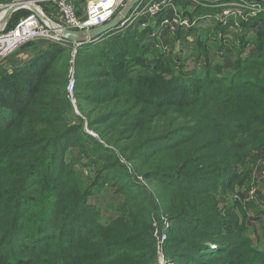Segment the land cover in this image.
I'll return each instance as SVG.
<instances>
[{
  "label": "trees",
  "instance_id": "trees-1",
  "mask_svg": "<svg viewBox=\"0 0 264 264\" xmlns=\"http://www.w3.org/2000/svg\"><path fill=\"white\" fill-rule=\"evenodd\" d=\"M166 15L143 16L76 49L79 108L92 104L86 111L92 115L98 102L112 103L109 114L90 121L108 145L98 144L100 151L129 161L137 185L138 176L159 185V194L139 187L148 203L120 209L106 225L89 220L91 190L63 179L74 173L62 166L76 131L66 117L72 42L29 43L22 48L31 49L27 61L0 68V264H159L154 196L173 219L163 251L174 264H264V256L248 252L249 240L228 223L221 206L227 194L242 196L255 164L264 161V85L246 76L260 62L245 59L244 67L235 66L239 78L228 82L177 74L166 59L141 51L154 44ZM263 15L242 25L258 27ZM95 76L106 79L99 88L109 93L82 92L99 89L89 84ZM57 158L61 162L53 164ZM40 172L54 173L57 183L34 180ZM137 234L147 239L143 248L131 244Z\"/></svg>",
  "mask_w": 264,
  "mask_h": 264
},
{
  "label": "rangeland",
  "instance_id": "rangeland-1",
  "mask_svg": "<svg viewBox=\"0 0 264 264\" xmlns=\"http://www.w3.org/2000/svg\"><path fill=\"white\" fill-rule=\"evenodd\" d=\"M15 1V0H13ZM11 1V2H13ZM73 4L77 8V13L83 16L85 13L86 6L89 1L92 0H72ZM233 0H173L174 6L176 7V14L181 19H187L190 22L189 26L178 27L176 31L171 32L168 30L159 34L160 42L158 37L156 41L146 48L141 49L146 56L158 55L168 62L174 68L175 73H181L186 78H192L194 80L202 79L207 76L219 78L228 82L233 78L238 79V71L235 66L244 67L248 64L245 59L253 57L260 62L258 66L251 67L247 71L246 76H250L252 80H256L264 85V15L261 17V23L258 27L252 26L251 30L247 26H243L246 20L241 18L239 28H231L222 26L217 17L223 10L224 4H228ZM11 2L0 3V5H7ZM253 3H259L261 6V12L264 13V0H247L248 5ZM40 6V9L44 14L48 15L52 22L61 24L58 13L53 9L54 5L49 2L36 3ZM52 4V5H51ZM235 8V7H234ZM29 8L19 9L17 14H25V10ZM250 12V9H246L245 13ZM167 16H172V10L168 9L165 11ZM258 14V15H259ZM21 16V15H20ZM150 18L148 14L144 15ZM23 17V16H22ZM143 17V16H142ZM141 18V17H140ZM138 21V20H136ZM147 23V21H142ZM141 22V23H142ZM246 24V23H245ZM244 24V25H245ZM131 25V24H129ZM129 25H125L129 26ZM243 26V27H242ZM123 27V30L125 28ZM164 33V34H163ZM260 39L256 40L257 35ZM133 41H131L132 43ZM131 46V45H130ZM98 45L96 46V48ZM31 56V49H20L15 54L10 56L8 59L0 64V68H12L13 65L18 62L27 61ZM70 66L69 73L72 69L75 70L74 59L76 52L73 53V49L70 50ZM89 61V60H87ZM88 65V64H87ZM249 66H253L249 64ZM85 70L84 67L80 70ZM139 67L136 66L132 71L137 72ZM237 75V77H236ZM245 76V74H244ZM89 84H93L91 88H99V84L106 82L103 77L95 76L89 79ZM83 93L89 94L91 97L101 96L110 92L106 86L101 87L97 90H82ZM109 96H106V99ZM71 106L70 111L66 114L69 120V125L73 126L76 131L72 133L73 146L67 149L63 156L62 166L65 169L73 167L74 173L70 177H63L68 184L75 183L80 189L91 190V195L88 197L87 206L92 209L90 212L89 220H97L103 225L109 224L114 218L122 213V210L129 208V206L140 207L141 200L146 205L148 200L142 195L143 186L155 192L160 193L158 184H150L143 180L142 176H138L139 183L131 177V163L124 158L119 160H112V156L106 151H100L98 144L108 146L104 140L92 129L90 124L91 120H96L102 114H109V102H98L94 106V114H87L86 111L92 104L84 107L85 111H81L79 108L80 104L83 105L82 101L75 98V102L68 100ZM112 102H114L112 100ZM85 103L84 105H86ZM112 104V103H111ZM92 110V111H93ZM96 136H95V135ZM95 136V137H93ZM48 157V156H47ZM60 158L55 159L56 162L60 163ZM107 159V160H106ZM110 159V160H108ZM57 160V161H56ZM106 162L104 163V161ZM111 162V164L107 163ZM125 166H123V165ZM124 168V169H123ZM123 170V171H122ZM41 173L34 175V180L39 181L40 179L57 183L54 173L49 175L45 174L41 177ZM252 180H257L258 174L256 173ZM132 179H130V178ZM45 182V183H46ZM43 183V184H45ZM249 183V182H248ZM247 183V188L250 183ZM41 186H47V184ZM62 184V180L60 181ZM32 186V185H31ZM30 186V187H31ZM149 186V187H148ZM246 186V185H245ZM244 186V188H245ZM38 184L33 185L31 190L38 189ZM241 189V195L237 198L236 194H227L221 206L224 209L223 216L229 224L233 227L238 228L242 235L249 240L248 252H255L261 256H264V198L259 195V206L255 208L253 204H249L245 201L248 200L245 194L247 188ZM41 189V188H40ZM39 189V190H40ZM36 195V194H35ZM126 196H136L137 201H133L135 198ZM154 196V195H153ZM155 197L159 207L154 212V216H157L158 210L161 208L164 213V206L161 205L162 201ZM236 200L239 202L236 203ZM254 200V199H253ZM144 207V206H141ZM147 213L150 211L147 210ZM152 212V211H151ZM92 214V215H91ZM124 216H129L128 212H123ZM137 215H141L140 209H137ZM167 214V213H166ZM152 217V219H153ZM173 227V219H172ZM136 241L131 243L141 248L146 246L147 239L142 234H137ZM174 250L171 249L170 255ZM175 253L172 254V256ZM165 259L166 255L164 254ZM158 258V256H157Z\"/></svg>",
  "mask_w": 264,
  "mask_h": 264
},
{
  "label": "built area",
  "instance_id": "built-area-1",
  "mask_svg": "<svg viewBox=\"0 0 264 264\" xmlns=\"http://www.w3.org/2000/svg\"><path fill=\"white\" fill-rule=\"evenodd\" d=\"M42 1L48 3L50 2L54 5L53 9L58 13L61 21V24L58 25L65 26L72 30H82L107 23L128 0L89 1L83 16H80L77 13V8L73 4L72 0H39L36 3H40ZM36 5L40 9V6L38 4ZM6 7L7 5H0V13H3ZM224 7L225 8H223L217 19L222 26L231 28H239L241 18L246 20L255 18L262 10L259 3L248 5L247 0H233L227 5L224 4ZM168 9L172 10L173 15H166L163 17L157 28V35L165 30L174 32L178 27H180V25H190V22L187 19H181L180 16L176 14L177 9L174 6L173 0H140L137 4H135L118 28H123L125 25L133 24L136 20L146 14L152 18L160 12H165ZM246 9H250V12L245 13ZM46 16L48 17L47 14ZM140 26L144 28L147 26V23L142 22ZM40 40L63 41L51 31L45 20L41 19L31 11L26 16L21 17L11 27H9L8 24L5 26H1L0 24V64L22 49L25 45ZM79 46L80 43H73V53L76 52V49ZM76 82V72L72 69L68 75L66 83V91L72 102H75L73 92ZM261 164L257 179L258 181L253 180L245 192L248 200H253L259 195L264 198V162ZM157 213V216L153 217L152 226L153 236L155 237L157 244L158 263L174 264L172 260L165 259L163 251L164 244L167 241L169 232L172 228V219L168 214L164 213L161 208Z\"/></svg>",
  "mask_w": 264,
  "mask_h": 264
},
{
  "label": "water",
  "instance_id": "water-1",
  "mask_svg": "<svg viewBox=\"0 0 264 264\" xmlns=\"http://www.w3.org/2000/svg\"><path fill=\"white\" fill-rule=\"evenodd\" d=\"M37 1L39 0H15L7 4V7L2 13V17L0 19L1 26H5L8 24L12 14L16 10L23 7H28L31 12L48 23L51 31L55 33L58 38L62 39L63 41L72 42V44H81L91 42L102 36L103 34L118 28L130 13L132 8L135 6V4H137L140 0H128L125 5L119 11H117L116 14L107 23L95 27L85 28L82 30H72L65 26H60L53 23L35 4Z\"/></svg>",
  "mask_w": 264,
  "mask_h": 264
},
{
  "label": "crops",
  "instance_id": "crops-1",
  "mask_svg": "<svg viewBox=\"0 0 264 264\" xmlns=\"http://www.w3.org/2000/svg\"><path fill=\"white\" fill-rule=\"evenodd\" d=\"M46 3H48V2H46ZM49 4V3H48ZM23 9V8H22ZM29 10V9H28ZM17 11H19V9L18 10H16L13 14H12V16H11V18H10V20H9V22H8V24L10 23H16L22 16H20L21 14H17ZM30 11V10H29ZM160 37H162V36H160ZM159 37V35H158V41L160 42V38ZM262 162H264V161H258L256 164H255V166H254V169H253V176H252V179L254 178V177H256L255 175H256V173L259 175V168L261 167V163ZM251 179V181H250V184H251V182L253 181ZM258 179V178H257ZM256 181H258V180H256ZM261 197V196H260ZM262 198V197H261ZM260 198H259V196H257L254 200H252V201H247L246 199H245V201L247 202V203H249V204H253V206L254 207H252V208H255L256 206H259L260 204H259V202H260V200H259ZM255 202H257L256 203V206H255Z\"/></svg>",
  "mask_w": 264,
  "mask_h": 264
},
{
  "label": "bare ground",
  "instance_id": "bare-ground-1",
  "mask_svg": "<svg viewBox=\"0 0 264 264\" xmlns=\"http://www.w3.org/2000/svg\"><path fill=\"white\" fill-rule=\"evenodd\" d=\"M23 8H28V7H23ZM20 9H22V8H20ZM1 17H2V13H0V19H1Z\"/></svg>",
  "mask_w": 264,
  "mask_h": 264
}]
</instances>
